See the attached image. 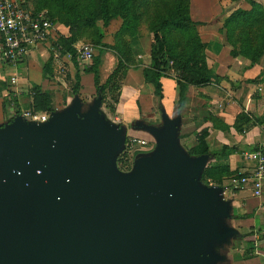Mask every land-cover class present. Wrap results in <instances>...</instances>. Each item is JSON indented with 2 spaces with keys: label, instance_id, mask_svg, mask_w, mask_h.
I'll return each mask as SVG.
<instances>
[{
  "label": "crops",
  "instance_id": "obj_1",
  "mask_svg": "<svg viewBox=\"0 0 264 264\" xmlns=\"http://www.w3.org/2000/svg\"><path fill=\"white\" fill-rule=\"evenodd\" d=\"M251 2L264 7V0H243L231 6L230 14L239 9L251 11ZM196 23L202 24L198 31L207 45L210 84L190 87L180 108L177 81L164 79V98H160L147 84L144 69H130L115 105L121 139L153 147L157 168L170 171L185 194L198 198L191 206H199V216L193 215V224L181 228L186 230L185 236L174 240L183 260L188 258L191 264H264V186L260 197L252 182L239 187L256 167L245 154L255 152L264 142V82L248 83L264 78V53L256 65L244 57L233 58L226 38L219 37L220 28ZM55 34L48 46L33 50L17 67L0 61V141L12 149L15 145L7 132L14 137L20 130L25 139L50 141L61 125L64 106L60 99L64 103L65 96L59 86L61 67L67 65L74 81L77 70L69 55L55 54L59 38H68L70 29L57 24ZM80 76L82 88L87 89L86 76H92L94 84L93 75ZM35 88L53 94L54 111L43 113L48 117L45 123H25L21 117L31 112ZM203 137L210 153L223 148L237 153L218 159L193 154ZM207 171L214 172L209 176ZM186 216L187 212L181 219Z\"/></svg>",
  "mask_w": 264,
  "mask_h": 264
},
{
  "label": "water",
  "instance_id": "obj_2",
  "mask_svg": "<svg viewBox=\"0 0 264 264\" xmlns=\"http://www.w3.org/2000/svg\"><path fill=\"white\" fill-rule=\"evenodd\" d=\"M65 128L50 141L25 139L18 130L7 136L13 149L0 141L9 172L0 184V264H153L174 257L179 247L166 237L187 224L198 198L157 165L134 185H115L106 171L115 141H104L91 159L89 129L60 152Z\"/></svg>",
  "mask_w": 264,
  "mask_h": 264
},
{
  "label": "trees",
  "instance_id": "obj_3",
  "mask_svg": "<svg viewBox=\"0 0 264 264\" xmlns=\"http://www.w3.org/2000/svg\"><path fill=\"white\" fill-rule=\"evenodd\" d=\"M241 1L243 0H231L233 4ZM190 5V0H26L25 7L34 13L48 10L53 24H60L70 29V37H61L59 41L63 46L62 54L71 55L77 70V86L74 95L79 94L81 86L80 61L75 48L77 41L81 40L89 29L97 28L98 22H103L108 27L117 19L123 21L122 33L119 35L121 37L126 30L135 28L139 23L136 14L143 12L150 14V11H153L154 15L151 17L152 23L150 24L154 35L153 65L144 71L145 80L154 88L158 97L164 98L163 80L169 78L175 69L177 71L176 81L180 88V108H182L190 87H204L211 82V69L206 55L207 45L203 43L197 32L202 24L193 21ZM251 6V11L237 10L225 21L224 27L227 43L232 49L231 56L233 58L244 57L256 65L264 53V7L254 2H251ZM176 35H181L177 41L175 40ZM102 40L98 42V45L105 47ZM100 61V57L94 58L92 67L85 71L86 74L94 76L96 87L100 82ZM132 61L135 63L134 60ZM128 71L127 68L123 81ZM262 82L264 78L248 83L260 84ZM31 93L34 102L30 108L31 112L50 114L54 111L51 92L35 88ZM119 100L118 96L116 104ZM112 107L115 112V107L113 105ZM241 120L242 118L237 124ZM199 140L200 144L193 152L195 155H206L209 158L218 159L237 153L235 149L229 148L210 153L205 137ZM212 172L214 171H207L209 176Z\"/></svg>",
  "mask_w": 264,
  "mask_h": 264
},
{
  "label": "rangeland",
  "instance_id": "obj_4",
  "mask_svg": "<svg viewBox=\"0 0 264 264\" xmlns=\"http://www.w3.org/2000/svg\"><path fill=\"white\" fill-rule=\"evenodd\" d=\"M190 4L192 19L195 22L202 21L207 26L220 28L218 32L219 37L224 36L227 41L224 24L236 12L230 14V8L233 5L231 0H190ZM43 12H46L50 19L49 11L45 10ZM217 12L221 13L216 17ZM153 15V11H150V14H145L144 12L136 14L139 23H137L135 28L126 30L121 37L119 35L122 33L121 29L123 28L122 19L114 20L108 27L103 22H98L97 28L89 29L85 36L77 41L75 48L91 46L96 51L95 58L100 57L101 59L98 88L92 83V76H86L85 86L87 89L80 86L79 94L74 95L73 93L77 86L76 81L72 79L73 75L67 70L66 64H63L61 67L63 81L59 83V86L63 88L62 92L65 96L63 97L64 103L60 99V102L64 106L63 111H61L63 113H60V120L61 124H65L66 128L64 130V149L62 148L60 152L72 149L75 144L85 137L89 129L93 130L90 151L91 159L95 158L104 141H115L116 145L106 162V171L108 177L115 185L123 187L138 183L153 166H156L157 153L153 147L140 145L133 139L128 141L121 139L122 130L120 123L116 120L114 108L112 107V105L115 107L116 99L118 96L120 97L121 86L123 87L124 84L122 79L126 69L130 70L137 67L146 70L150 69L153 65L154 35L150 29V24L152 23L151 17ZM116 21H118V25ZM214 23L216 25H213ZM198 29L197 32L199 33ZM180 37L181 35H176L175 40L177 41ZM100 40H102V44H105V47L98 45ZM62 48L61 42L59 43V47L55 45V49L59 51L60 55H63ZM206 55L209 58L207 50ZM68 58L72 59L71 55ZM131 61L132 63H130ZM80 62L81 73H85L93 65V61L90 63ZM176 79L177 71L174 69L168 80L176 81ZM143 92L146 94V90ZM73 98L74 105H71ZM21 117L26 121L25 123L30 121L26 120L24 116ZM5 135L9 136L10 134L7 132ZM16 152L17 154L19 153V158L25 159L23 150L17 148ZM3 156L4 153L0 149V184L9 178V172L2 163ZM15 161L19 163L16 156ZM194 216H199V209L195 212ZM192 217L183 221L182 224H193L191 222ZM181 220L179 218L178 221L181 222ZM172 221H175V219L173 218ZM185 233L187 232L179 229L178 231H174V233H169L166 238L172 237L173 240H176L177 237L185 236ZM173 252L174 257L172 255L168 260L155 261L153 264H183L182 253L179 249L176 252V245H174Z\"/></svg>",
  "mask_w": 264,
  "mask_h": 264
},
{
  "label": "built area",
  "instance_id": "obj_5",
  "mask_svg": "<svg viewBox=\"0 0 264 264\" xmlns=\"http://www.w3.org/2000/svg\"><path fill=\"white\" fill-rule=\"evenodd\" d=\"M26 0H0V61L17 67L35 49L48 46L55 38L56 25L48 18L46 12L34 13L25 7ZM78 60L92 62L95 49L91 46L76 47ZM55 54H60L55 49ZM17 83V78H12ZM26 120L45 123L44 114L27 112ZM245 158L255 162L256 167L250 177L243 178L239 187L252 182L256 196L260 197L264 186V142L255 152L245 154Z\"/></svg>",
  "mask_w": 264,
  "mask_h": 264
}]
</instances>
